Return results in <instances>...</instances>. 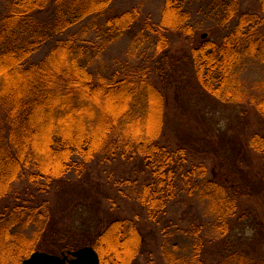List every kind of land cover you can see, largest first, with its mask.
Listing matches in <instances>:
<instances>
[{
    "label": "trees",
    "instance_id": "obj_1",
    "mask_svg": "<svg viewBox=\"0 0 264 264\" xmlns=\"http://www.w3.org/2000/svg\"><path fill=\"white\" fill-rule=\"evenodd\" d=\"M0 1V204L22 180L46 190L69 182L72 174L79 176L98 156H139L152 180L135 195L151 222L158 221L175 197L177 176L202 177L199 194L211 201V209L212 201L216 202L212 234L217 239L228 237V217L235 201L246 194L242 185L226 184L224 177L204 179L202 164L184 174V149L170 150L160 142L166 111L160 84L167 80L165 67L170 68L168 59L161 62V53L169 45V32L190 36L194 31L193 0H164L158 21L145 18L141 22L134 41L137 45L143 39L148 42L153 48L150 59L143 55L135 64L125 61L108 70L99 65L97 71L92 62L105 45L133 29L138 7L112 12L113 0ZM257 1L259 8L252 12L243 10L239 0L220 2L212 11L217 23L226 26L233 21L232 27L220 41L201 40L192 49L190 59L199 87L222 102L234 101L235 72L242 62L264 63V0ZM87 18H102L97 43L62 37ZM43 46L47 49L42 58L34 60ZM252 145L264 150V138L254 135ZM36 215L29 214L24 223L43 220V214ZM14 216L3 224L5 233L15 225ZM192 232L186 234L193 239L190 255L169 251L168 264H207L201 257L203 237L197 229ZM5 233L0 242L6 240ZM39 233L24 250L27 255L41 248ZM141 233L133 219L116 217L103 229L91 231L87 245L96 250L100 264L104 259L107 264H137L145 238ZM232 245L213 264H264V258L251 260ZM109 246L119 248L120 256L109 253ZM67 250L65 246L60 252Z\"/></svg>",
    "mask_w": 264,
    "mask_h": 264
},
{
    "label": "rangeland",
    "instance_id": "obj_2",
    "mask_svg": "<svg viewBox=\"0 0 264 264\" xmlns=\"http://www.w3.org/2000/svg\"><path fill=\"white\" fill-rule=\"evenodd\" d=\"M224 1L193 0L192 34L168 33L169 45L160 58L161 62L170 61V68L165 67L167 80L160 84L166 104L160 142L170 150L184 149V174L202 164L204 179L224 177L226 184L242 185L246 194L235 201L234 212L227 220L230 235L217 239L212 234L216 202L212 201L211 209V201L199 194L202 177L177 176L175 197L158 221L151 222L135 195L143 183L152 180L142 157L98 156L79 176L72 174L69 182L58 187L40 190L38 185L23 180L14 186L0 204V235L5 233L3 224L11 214L17 215L10 233H5L6 240L0 242V264H21L34 251L28 255L24 252L36 232H40L41 248L35 250L60 254L65 246L73 250L87 245L91 231L103 229L116 217L133 219L145 237L137 264H168L169 251L189 256L193 239L186 234L195 229L203 237L201 257L207 264L216 263L230 242L233 250H244L251 260L264 258V150L258 151L252 145L254 135L264 138V63L255 59L242 62L235 72L234 101L222 102L199 87L190 59L192 49L201 40L218 42L232 27L233 21L226 26L217 23L212 12ZM163 3L164 0H113L112 12L138 7V22L129 33L104 46L100 57L98 54L92 62L94 71L99 65V69L108 70L125 61L135 64L143 55L150 59L153 48L144 39L137 45L134 38L145 18L152 22L161 18ZM239 4L248 12L259 8L257 0H239ZM2 10L0 1V14ZM101 21L102 18H87L62 37L97 43ZM46 49L43 46L33 59H41ZM104 63L111 66L104 67ZM33 213L43 214V220L25 224L26 217ZM176 243L178 247L174 249ZM108 250L121 254L119 248L109 246Z\"/></svg>",
    "mask_w": 264,
    "mask_h": 264
},
{
    "label": "water",
    "instance_id": "obj_3",
    "mask_svg": "<svg viewBox=\"0 0 264 264\" xmlns=\"http://www.w3.org/2000/svg\"><path fill=\"white\" fill-rule=\"evenodd\" d=\"M204 36L203 34L202 37ZM21 264H99V256L90 245L63 251L60 254L34 250L22 260Z\"/></svg>",
    "mask_w": 264,
    "mask_h": 264
},
{
    "label": "flooded vegetation",
    "instance_id": "obj_4",
    "mask_svg": "<svg viewBox=\"0 0 264 264\" xmlns=\"http://www.w3.org/2000/svg\"><path fill=\"white\" fill-rule=\"evenodd\" d=\"M70 257V256H69Z\"/></svg>",
    "mask_w": 264,
    "mask_h": 264
}]
</instances>
